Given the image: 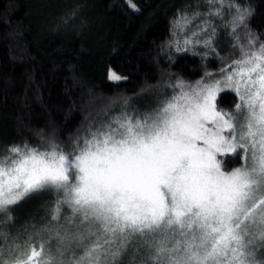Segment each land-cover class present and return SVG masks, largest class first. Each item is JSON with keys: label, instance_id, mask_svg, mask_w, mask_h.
Here are the masks:
<instances>
[{"label": "snow or ice", "instance_id": "snow-or-ice-1", "mask_svg": "<svg viewBox=\"0 0 264 264\" xmlns=\"http://www.w3.org/2000/svg\"><path fill=\"white\" fill-rule=\"evenodd\" d=\"M204 2L208 12L173 22L169 47L214 50L210 18L227 7L232 34L242 27L247 41L233 45L239 59L195 83L168 84L173 95L145 111L123 99L117 115L69 137L70 150L54 139L3 149L0 264H125L130 251L127 264H264V40L248 26L249 8ZM201 16L190 37L176 38L180 20L187 28ZM108 79L127 77L109 68ZM225 89L237 96L231 110L217 104ZM228 157L240 165L225 170ZM46 191L56 197L49 223L12 235V209Z\"/></svg>", "mask_w": 264, "mask_h": 264}, {"label": "trees", "instance_id": "trees-1", "mask_svg": "<svg viewBox=\"0 0 264 264\" xmlns=\"http://www.w3.org/2000/svg\"><path fill=\"white\" fill-rule=\"evenodd\" d=\"M225 2L249 8L248 26L264 40V0ZM133 3L139 12L125 0H0V153L24 141L43 149L49 139L70 150L69 137L117 115L123 99L145 111L170 94L168 84L194 83L230 59L227 38L217 41L221 53L169 47L173 22L182 12L204 13L210 7L204 0ZM109 68L127 79L110 81ZM234 102L229 92L217 98L223 109ZM240 163L228 157L224 169ZM54 199L51 192L34 194L12 214L39 228Z\"/></svg>", "mask_w": 264, "mask_h": 264}, {"label": "rangeland", "instance_id": "rangeland-1", "mask_svg": "<svg viewBox=\"0 0 264 264\" xmlns=\"http://www.w3.org/2000/svg\"><path fill=\"white\" fill-rule=\"evenodd\" d=\"M209 10H210V7L204 13L208 12ZM212 10L215 11L216 9L215 8H212ZM221 12H222V17H211L210 18L211 19V22L217 28V36H216V40L214 41V48L217 50L218 53L219 52L221 53V50L218 47L220 44H218L217 41L218 40H219V42H220V40L221 41H225L223 38H227V41H225V43L227 42V45L224 48L223 52H225V50L228 47L230 48L228 55H231V57H230V59H228V62L227 63H231L232 60L239 59V55H240L239 54V51L237 49H235L233 47V45L234 44H237V43H239V44H245V43H247V41H246V38H245V35H244V29L242 27L237 29L235 35H233L232 32H231V26L229 24V21L232 19V16L235 14V10L232 9L230 11L227 7H225L223 9H221ZM188 16L191 17L192 15H188ZM205 19H206V17L201 16L199 19L194 20L192 22V24L190 26H188L187 28H184L183 27V23L184 22H183V20H180L181 28L178 29V36L176 38H178L182 42L186 37H190L192 35V32H194V31L197 30V25L202 24ZM226 24H228V27L227 28L224 27V25H226ZM237 36H239V41H237V39H236ZM201 39H203V37H201ZM174 48H175V46H174ZM189 50H191V52L205 53V52H208L209 49H206L205 47H203L202 44H199V45H196L194 48L193 47H190ZM235 50H236V53L234 54ZM181 52H183V51H181ZM224 66L225 65H223L222 67H224ZM221 68H219L216 71H209V72H211V73H218ZM215 78L216 79H219L220 77L219 76H216ZM199 79H201V78H199ZM175 83H176V81H175ZM175 83L173 82L172 84H175ZM165 89L168 90L169 93H170V94L167 95V97H171L173 95L172 88L166 86ZM178 92H179V89H177V93ZM224 92H229V93H231V94L234 95V97H235V102L233 104V106H234L235 103H237V96H236V94L232 90H230V89H225V91H223L222 93H224ZM219 95H218V97H219ZM164 98H166V96ZM233 106H232L231 109H233ZM231 109H229V110H231ZM236 167H238V166H236ZM233 168H235V167H233ZM55 199H56V197H55ZM55 199H54V201H55ZM54 201H53V204H54ZM53 204H52V206H53ZM47 206H48V204L46 206L45 205H42L41 206V212L42 213L45 211V208H47ZM69 214H70L69 209L67 208V206H65L63 208V210H62V217H61V222L62 223H63V216L69 215ZM38 217H40V216H38ZM0 218H2V217H0ZM38 220H39V222L40 221H43V224L41 226L46 225L51 220V215H47L46 218L45 219H42V220L38 218ZM33 222H35V221L34 220H29V221H27V220H20V218H18L17 216H14V221H13V223H11V224H9L7 226V230L10 231V233L12 235H16L18 232L19 233H23L24 232V229H25V225H35V224H33ZM41 226H39V227H41ZM29 231H31L30 228H29ZM130 258H131V251H130V253L128 255H126L123 258L124 261H125V264H127V261Z\"/></svg>", "mask_w": 264, "mask_h": 264}]
</instances>
